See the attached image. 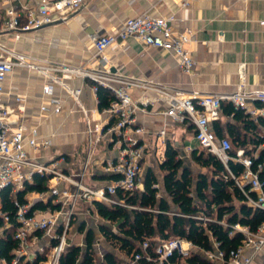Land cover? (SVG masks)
I'll return each mask as SVG.
<instances>
[{"label":"built area","instance_id":"1","mask_svg":"<svg viewBox=\"0 0 264 264\" xmlns=\"http://www.w3.org/2000/svg\"><path fill=\"white\" fill-rule=\"evenodd\" d=\"M85 1L34 0L31 5L20 6L10 3L0 18V36L12 33L15 39H19L23 33L64 19L81 8ZM181 1L183 19L187 20L193 0ZM175 19L174 15L154 16L149 13L130 16L119 29L96 38L93 45L98 53H103L113 44L124 45L127 39L135 38L145 47H159L171 52L179 67L190 72L195 65L187 47L192 30L175 28ZM16 67L35 69L49 77L51 82L43 86V92L47 96L54 93L56 83L66 86L59 77L51 76V71L87 76L93 80L95 91L98 83L113 94L111 104L101 110L104 119L97 120L81 101V89L68 88L86 118L87 157L81 170L65 171L59 163L65 157L49 161L39 159L36 154L52 144L51 138L42 136L37 126L27 125L20 115L15 120L11 119L14 110L3 103L4 82ZM245 80V65L241 64L239 83L235 90L217 94H187L177 87L124 75L109 67L88 71L65 64H35L27 55L17 52L0 40V216L8 221V216L1 211V191L4 187L11 186L17 192L27 182H32L35 174L45 176L48 185L47 191L36 192L37 200L18 204V225L14 231L17 247L12 263L18 264L21 259L24 260L29 256L31 248L41 243L28 261L33 263L37 260L36 264H59L62 254L74 243L70 233L79 202L86 201L94 205L95 201H99L111 206L123 203L117 198L119 190L133 192L144 189L142 160L147 149L143 138L146 130L137 123L136 114L151 112L148 107L155 102L166 105L163 111L166 120L158 130V135L163 137L164 142L169 126L194 125V139L199 146L216 155L228 169L230 161L243 165L240 175L236 176L232 172L231 175L245 195L246 203L264 210V185L260 178L264 171V155L260 158L261 151L259 152L258 147L264 146V143H255V148L239 145L236 149L228 136H217L212 125L214 121L223 118L224 101L243 109L256 123H259L260 117H264V88H248ZM138 89L141 92L135 95L134 91ZM148 91H152L154 95L150 96ZM24 99L21 94L15 96L16 109L20 114L25 111ZM50 102L55 105V112L61 111L59 98L52 97ZM41 110L48 111L47 105H42ZM103 140L110 142L118 151L116 157L104 160L103 170L118 175V178L106 185L91 186L84 180ZM192 149L191 146L187 148L188 151ZM50 199L59 207L49 206L29 214L34 202H48ZM8 226L10 225L7 222L6 227ZM233 227L242 232L244 237L241 244L230 250L227 256L225 251L219 249L217 242H214V250H203L184 237L173 236L157 240L154 244L146 239L139 245L140 250H134L131 254L123 252L120 264H143L142 261L150 264H183L195 252L216 264H253L255 255L264 248V222L255 230L238 223ZM99 233L94 239L93 248L95 252L99 251L103 261L106 252L101 251V244L106 238L100 231ZM44 240L47 242L42 244ZM0 264L9 263L0 255Z\"/></svg>","mask_w":264,"mask_h":264},{"label":"crops","instance_id":"2","mask_svg":"<svg viewBox=\"0 0 264 264\" xmlns=\"http://www.w3.org/2000/svg\"><path fill=\"white\" fill-rule=\"evenodd\" d=\"M10 3L17 6L31 5L34 0H0V18ZM181 4V0H86L76 15L63 22L23 33L19 39L9 33L0 36V40L27 55L35 64H65L88 71L109 67L124 75L177 87L187 94H217L235 90L239 83V67L243 64L246 86L264 88V0H193L187 20L183 19ZM143 13L167 17L174 15L175 28L192 30L191 40L187 44L195 60L192 71H183L171 52L159 47H145L135 38L127 39L124 45L113 44L103 53L97 52L93 45L96 38L119 29L127 17ZM50 75L59 77L67 87L56 83L54 93L47 96L43 86L51 82L49 77L35 69L16 67L4 82L3 103L14 110L12 120L20 115L27 125L37 126L42 136L51 138L52 144L36 154L39 159L49 161L65 157L59 160L60 165L67 172H76L83 168L87 157L86 118L68 88L81 89L80 99L95 119L103 120L104 114L98 108L91 78L60 71H51ZM140 92L138 89L134 94L139 95ZM17 94L25 97V111L22 114L16 109ZM148 94L154 95L152 91H148ZM52 97L61 101V111L58 113L54 111L55 105L50 102ZM44 104L48 111L41 110ZM165 107L164 103L155 102L148 107L151 112L136 114L137 123L146 130L143 135L147 145L142 160L143 179L151 169L148 166L143 172L149 160L155 157L159 158L160 163L163 160L167 140L177 148L185 142L189 144L188 139L182 141L184 137H189L190 130L193 131L192 141L196 142L194 129L183 124L169 126L163 141L158 130L166 120L163 114ZM219 121L225 128L224 136H228L226 125L233 119L224 115ZM261 135H264V129ZM160 138L164 149L158 156ZM173 138H176L175 143ZM255 140L248 147H257L254 145ZM258 147L259 152L264 149V146ZM117 154V149L110 142L101 141L84 181L91 186L109 183L111 180L103 177L112 174L103 170V162ZM157 177L159 197H165L174 207L164 187V176ZM27 198L29 201L37 200V193H28ZM89 211L93 212L94 217L98 216L93 204L81 201L76 216L86 215ZM98 217L103 222L97 223V229L92 224H83L85 241L89 229L94 230L96 237L100 234V224L108 223L100 215ZM40 244L31 248L23 262L26 263L34 256ZM118 254L122 259L124 253L118 251ZM263 260L264 248L255 255L253 264H261Z\"/></svg>","mask_w":264,"mask_h":264},{"label":"trees","instance_id":"3","mask_svg":"<svg viewBox=\"0 0 264 264\" xmlns=\"http://www.w3.org/2000/svg\"><path fill=\"white\" fill-rule=\"evenodd\" d=\"M96 85L98 108L103 110L111 104L114 96L107 87L98 83ZM223 112L233 119L226 125L228 137L232 142L246 147L253 143L254 139L255 143H264V135H261L264 117H260L259 123H256L243 109L228 101L223 102ZM188 127L194 129V125ZM213 129L217 136H224L225 128L219 120L213 123ZM191 155L197 164L208 168V172L200 171L194 174L184 163L179 149L170 140L165 142L164 157L159 167L163 172L165 190L174 207L168 199L159 197L158 177L152 169L145 175L143 190L117 192L118 200L123 203L109 206L103 202H94L98 214L108 222L100 224L99 231L111 246L131 254L134 250H140L139 245L146 239H150L154 244L157 240L179 236L192 241L203 250H214V242H217L219 249L225 251L227 256L230 250L241 244L244 237L242 232L233 227L234 224L249 226L255 230L264 222V210L246 203L245 195L231 175V172L236 176L240 175L244 169L243 165L230 161L228 169L216 155L203 147H194ZM263 155L264 149H261L260 158ZM103 178L114 180L118 175H105ZM260 178L264 185V171L261 172ZM47 190V178L41 174H35L33 181L27 182L24 188L17 192H14L11 186L2 189L1 211L8 216L7 222L10 226L6 227L7 222L0 216V255L9 264H13L14 250L17 247L14 231L18 225V204L29 201L28 193ZM49 206L59 207L52 203L51 199L48 202L37 201L31 206L29 214ZM83 231L84 225L80 227V232ZM94 239L95 232L89 229L86 232V247L71 243L62 254L59 264H96ZM120 262L119 255L107 251L100 264ZM36 263L37 260L25 263L21 259L18 264ZM183 264L216 263L195 252Z\"/></svg>","mask_w":264,"mask_h":264},{"label":"rangeland","instance_id":"4","mask_svg":"<svg viewBox=\"0 0 264 264\" xmlns=\"http://www.w3.org/2000/svg\"><path fill=\"white\" fill-rule=\"evenodd\" d=\"M188 131L190 132L188 133L189 137L187 136L184 137L182 143L188 139L189 144L185 142L182 145L181 144L178 145V149L181 153V157H183L184 163L192 169L194 174H197V172L200 170L204 172H208V168L201 167L199 164H197L192 158L191 151L187 150L188 145L192 146V148L197 147L198 149H201V147L195 141H192L191 137L193 136L192 133L193 131L190 130ZM172 141L175 143L176 138H173ZM233 145L236 149L239 148V144L233 142ZM158 146H159L158 156H160L161 152L163 153V149H164V144L162 143L161 138L159 139ZM159 165H160L159 158L158 157L152 158L147 162L146 166H144L143 172L149 166L151 169L155 171V173L159 176V178H162L163 174L162 171L160 170ZM94 216L95 215L93 214V212L89 211L88 213H86V215L76 216V218L72 220V231L70 233V237L75 241L76 244H81L83 248L86 247V241H85V232H80L81 225L89 223L90 225L92 224L94 228H96L97 223L103 222L101 218H99L98 216L97 217ZM96 232L98 231L96 230ZM118 250H119L118 248L111 246L105 239L101 244V251H105V252L112 251L118 253ZM95 261L96 264H100V262H102L99 251L95 252ZM261 262H264V260Z\"/></svg>","mask_w":264,"mask_h":264},{"label":"water","instance_id":"5","mask_svg":"<svg viewBox=\"0 0 264 264\" xmlns=\"http://www.w3.org/2000/svg\"><path fill=\"white\" fill-rule=\"evenodd\" d=\"M79 12V9L73 11L72 13H70L69 15H67L64 19H60V20H57V21H54L53 23H49L47 25H50V24H56V23H60V22H63L71 17H73L74 15H76L77 13Z\"/></svg>","mask_w":264,"mask_h":264}]
</instances>
